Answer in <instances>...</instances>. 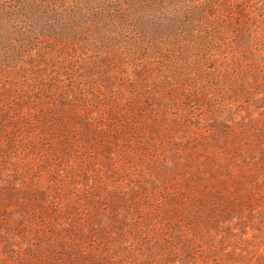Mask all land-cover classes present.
I'll list each match as a JSON object with an SVG mask.
<instances>
[{
  "label": "rangeland",
  "instance_id": "rangeland-1",
  "mask_svg": "<svg viewBox=\"0 0 264 264\" xmlns=\"http://www.w3.org/2000/svg\"><path fill=\"white\" fill-rule=\"evenodd\" d=\"M0 264H264V0H0Z\"/></svg>",
  "mask_w": 264,
  "mask_h": 264
}]
</instances>
